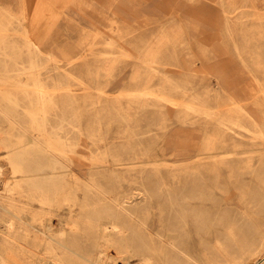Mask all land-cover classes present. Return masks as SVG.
Segmentation results:
<instances>
[{
	"label": "rangeland",
	"instance_id": "1",
	"mask_svg": "<svg viewBox=\"0 0 264 264\" xmlns=\"http://www.w3.org/2000/svg\"><path fill=\"white\" fill-rule=\"evenodd\" d=\"M50 4L44 17H37L31 14L38 11L33 0H0V84L32 86V77L40 79L60 103L61 116L48 114L47 129L61 126L64 118L63 128L58 129L62 137L68 135L94 153L109 150L100 136L106 137L108 146L129 142L142 150L137 167L144 171L116 188L118 204H112V210L144 215L151 231L155 226L157 240L166 239L169 232L176 233L177 242L197 239L190 251L193 258L186 263L264 264V151L259 150L264 145L258 146L261 140H254L252 132L239 131L216 149L234 153L228 162L188 169V158L201 150L200 144L212 131L211 126L196 122L203 121L198 114L187 115L193 124L181 121L190 96L204 98L209 88L218 89L221 83L230 89L232 83L255 93L251 113L259 126H248L253 132H264V0H60ZM25 37L40 39L43 54H31ZM48 53L52 59L45 57ZM61 54L70 61L62 60ZM146 59L159 60L158 72L143 64ZM175 84L181 88L173 91ZM163 95H172L179 105H169L159 97ZM152 103L162 108L154 110ZM25 126L27 135L37 133L27 121ZM68 166L88 178L87 166L76 161ZM4 168L0 262L44 264L37 244L48 235L34 221L41 208L6 190L9 168ZM22 213L31 221L25 239L17 217ZM257 223L259 234L253 235ZM62 226L66 228L61 224L57 230ZM141 233L128 235L133 243H150V233ZM252 237L259 246L250 252L246 240Z\"/></svg>",
	"mask_w": 264,
	"mask_h": 264
},
{
	"label": "bare ground",
	"instance_id": "2",
	"mask_svg": "<svg viewBox=\"0 0 264 264\" xmlns=\"http://www.w3.org/2000/svg\"><path fill=\"white\" fill-rule=\"evenodd\" d=\"M238 1L232 0L233 3ZM239 8L240 6L237 7ZM41 42L40 39L25 37L26 48L31 54H43ZM45 57L52 59L53 56L48 53ZM61 58L70 61L66 54H61ZM143 64L151 72H158V59H146ZM5 80L9 81L7 77ZM32 80V86L29 83H8L6 86L0 84V176L5 174L4 165L7 166L9 177L4 183L6 190L17 192L23 199L37 202L41 208V214H36L34 221L39 230L48 235L47 240L37 244L39 252L44 254V264H189L186 259L191 256L190 251L197 239L193 238L187 243L177 242L176 233L169 232L166 239L157 240L154 235L155 226L151 231L144 215L119 214L112 210V204H118L115 198L116 188L127 177L134 178L144 171L137 167V159L142 157L140 154H144L143 151H138L129 142L119 145L113 142L108 146L110 142H106V137L100 136L101 144L104 141V146L109 150L116 149L111 153L109 150L94 153L87 145L76 143L70 136L62 137L58 129L63 128L64 118H61V126L49 131L46 125L48 114L56 112V116H61L58 114L60 103L57 94L50 92L40 79L32 77ZM230 84L232 87L233 84ZM179 88L181 87L175 84L171 90ZM140 95L154 94L141 92ZM159 97L171 106L179 105L172 95ZM256 100L255 93L251 94L246 88L229 90L221 83L218 89L209 88L204 98L190 96V102L185 104L188 112L184 113L181 121L193 124L195 121L186 119L187 115L198 114L203 117V121L196 119V122L211 126L212 133L200 144L201 150H196V155L188 158L187 168H199L207 162L213 165L221 161L228 162L227 159L234 153L216 152V149L233 140V136L239 131L252 132L254 140H261L258 146L264 145V132H253L248 126L250 123L259 126L258 120L251 113L253 101ZM149 106L154 110L162 108V105L156 107L155 103ZM233 114L239 115V118L233 117ZM25 121L29 123V129L37 133L27 135L28 126H25ZM128 148L134 150H125ZM259 150L264 151V147ZM75 161L87 166V179L81 178L68 166L69 162ZM154 167L159 169L158 165ZM17 217L22 221L20 224L24 229L25 239L28 236L30 218L23 213ZM61 224H65L66 228L62 226L57 230ZM12 226L11 222L8 230ZM136 230L150 233L151 242L133 243L135 240L132 241L128 233ZM257 234L258 223L253 229V235ZM246 241L250 252H253V246H259L255 237L250 240L247 238ZM0 264L12 263L2 259Z\"/></svg>",
	"mask_w": 264,
	"mask_h": 264
},
{
	"label": "crops",
	"instance_id": "3",
	"mask_svg": "<svg viewBox=\"0 0 264 264\" xmlns=\"http://www.w3.org/2000/svg\"><path fill=\"white\" fill-rule=\"evenodd\" d=\"M24 2H26V0H23ZM32 1V0H31ZM37 1L38 0H33V2H34V6L35 7H37V9H38V11H36V12H34V11H31V14L32 15H34V13H36L37 14V17H44V10L45 9H47V7L49 6V5H51L50 3L53 1V3L55 4L57 1H60V0H50L51 2L48 4V5H46V3L45 4H41V6H37ZM49 17V16H48ZM238 86H237V84H234V85H232V87H230V89L229 90H234L235 88H237Z\"/></svg>",
	"mask_w": 264,
	"mask_h": 264
}]
</instances>
